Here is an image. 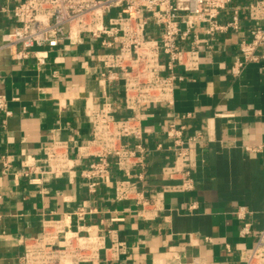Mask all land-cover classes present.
Here are the masks:
<instances>
[{
    "label": "crops",
    "instance_id": "crops-1",
    "mask_svg": "<svg viewBox=\"0 0 264 264\" xmlns=\"http://www.w3.org/2000/svg\"><path fill=\"white\" fill-rule=\"evenodd\" d=\"M250 2L231 0L218 22H229L234 8ZM4 3L0 0V6ZM15 24L0 13L1 33ZM252 25L241 11L235 30L199 45V70L175 84L172 105L141 109L146 152L140 189L155 202L143 213L132 202L114 199V182L122 178L115 169L94 194L80 176L93 161L83 154L91 138L89 108L107 99L114 115L127 114L121 85L100 82L99 59L109 51L84 37L81 45L38 49L46 51L43 66L34 59L12 61L2 52L0 93L12 114L4 125L0 115V264H17L23 239L40 238L44 221L76 209L89 211L83 225L98 230L106 248L113 241L124 245L123 254L101 251L95 264H243L264 229V45L257 50L258 62L238 77L231 76L230 67ZM196 31L203 39V28ZM169 123L183 127L186 135L203 136L190 155L193 188L188 192L172 189L180 180L162 172L175 164L167 150ZM55 142L68 145L67 173L53 179L34 174L41 179L38 185L17 175L23 161L42 159ZM3 157L11 161L7 172ZM192 204L196 208L190 210ZM238 209L244 211L242 220L234 214ZM244 223L251 234L242 238Z\"/></svg>",
    "mask_w": 264,
    "mask_h": 264
},
{
    "label": "built area",
    "instance_id": "built-area-1",
    "mask_svg": "<svg viewBox=\"0 0 264 264\" xmlns=\"http://www.w3.org/2000/svg\"><path fill=\"white\" fill-rule=\"evenodd\" d=\"M231 0H5L0 13L9 15L14 28L0 32V54L7 52L12 61L34 59L37 66L45 65L46 51L64 43L81 45L84 37L97 41L108 50L100 61L101 84H120L123 92L124 117L114 115L111 104L103 100L101 107H90L91 138L83 154L93 158L88 168L80 173L87 191L94 194L108 178L112 169L122 178L114 182V199L132 202L143 213L155 207L140 189L144 180L142 122L146 115L141 109L153 105H172L175 84L187 74L199 70V45L214 37L235 30L239 13H245L250 28L248 41L242 40L238 56L230 67L232 77H238L260 57L257 50L264 45V0H251L244 8L233 9L229 22H218ZM203 28V39L196 28ZM201 34V33H200ZM188 45V46H186ZM8 101L0 93V115L4 125L11 116ZM167 150L173 153L175 164L162 169L170 179L178 177L175 191H191L190 155L197 144L203 143L201 134L186 135L183 127L169 123ZM160 149V147H157ZM41 163V166H37ZM11 161L1 159L4 172ZM68 145L55 142L38 160H25L17 173L30 185L41 184L34 174L55 178L68 172ZM190 206V210L195 209ZM243 209L234 214L244 219ZM89 211L76 209L55 221L42 223L40 238L23 239L17 264H95L100 253L123 254V243L113 241L105 247L104 236L83 221ZM76 225L73 226L72 220ZM74 227V228H73ZM251 234V226L244 223L240 237ZM243 264H264V229L258 234L250 251L242 258Z\"/></svg>",
    "mask_w": 264,
    "mask_h": 264
}]
</instances>
